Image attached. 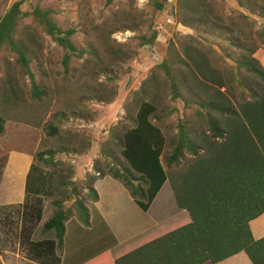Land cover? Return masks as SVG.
<instances>
[{
	"label": "trees",
	"instance_id": "16d2710c",
	"mask_svg": "<svg viewBox=\"0 0 264 264\" xmlns=\"http://www.w3.org/2000/svg\"><path fill=\"white\" fill-rule=\"evenodd\" d=\"M24 1L13 3L0 19V50L5 47L15 54V62L23 70L39 58L29 46L35 42L33 37L26 43L22 38L25 30L20 32L22 36L18 33ZM177 1L186 13L184 27L195 32L202 27L206 34L218 37L235 53L238 51V56L232 59L235 54L217 55L202 45L184 48L183 54L169 53V59H164L159 67L167 77L172 98L181 101L185 109H193L192 116L169 137L160 126L158 101L155 103L162 84L155 77L144 81L139 103L126 118L131 127L123 126L112 137L121 155L115 161L116 168L109 165L104 173L95 167L96 178L87 184L86 203H77L75 198V206L69 209H63L62 198L52 203L57 210L43 224V231L52 232L54 239H30L41 220L43 202L39 198L0 207L6 210L18 206L24 210L25 220L31 224L21 229L22 243L28 258L36 264L61 263L56 251L64 246L66 222L75 218L84 227L90 226L88 205L97 200L93 185L106 176L119 181L144 212L168 183L177 209L189 217L187 224L118 257L114 264H217L239 253H244L252 264H264V238L254 240L249 227L264 213V68L254 57L257 41L250 37L240 39L231 28L227 30L229 37L223 39L219 34L221 27L207 16L211 6L205 0ZM238 1L250 15L255 8L264 11V0H248L250 7ZM157 8L161 10L163 6ZM30 15L62 48L65 70L72 57L80 59L86 53L73 45L74 29L63 31L57 27L51 10L36 6ZM258 37L264 45V30ZM155 39L156 33H152L138 41L145 46L152 45ZM28 74L32 99H40L44 91ZM6 82L12 90V80L7 78ZM3 125L0 116V135ZM49 128L51 135L58 133L57 127ZM59 153L64 151H47L35 157L56 174L66 167L62 160L55 159ZM6 161V157L0 159V177ZM56 179L53 190L65 197L71 179L65 173Z\"/></svg>",
	"mask_w": 264,
	"mask_h": 264
},
{
	"label": "rangeland",
	"instance_id": "374dc122",
	"mask_svg": "<svg viewBox=\"0 0 264 264\" xmlns=\"http://www.w3.org/2000/svg\"><path fill=\"white\" fill-rule=\"evenodd\" d=\"M17 1L0 0V19ZM205 1L211 6L207 16L221 27L219 34L223 39L229 37L227 30L231 28L240 39H255L256 52L264 50L258 37L264 30V11L255 8L250 15L238 5V0ZM247 1L240 0L244 7H250ZM157 5L163 8L158 10ZM36 6L51 10L59 29H74L73 45L86 51L80 59L71 58L68 70L62 65V48L30 15L31 8ZM20 11L18 33L25 30L22 38L26 43L33 37L34 44L28 45L39 58L23 70L15 62V54L5 47L0 50V116L4 119L0 159L15 151L34 158L38 153L61 150L64 153L55 159L66 165L54 176L36 157L33 159L36 167L47 171L39 185L40 196L28 200H46L41 205V220L30 236L31 240L39 241L54 239L52 232L43 231V224L57 210L54 201L62 198L63 209L74 207L75 198L77 203L78 200L86 203L87 184L92 177L96 178L95 167L104 173L109 165L116 168L115 161L121 155L112 137L123 126L131 127L126 118L139 103L144 81L155 77L162 84L160 98L155 103L158 101L160 126L169 137L192 116L193 109H185L181 101L172 98L167 77L159 67L164 59H169V53L183 54L184 48L191 45L212 48L217 55L235 54L232 59L239 52L235 53L218 37L206 34L202 27L198 28L199 32L184 27L186 13L180 10L177 0H25ZM152 33H156L154 43L140 46L138 38ZM229 64L228 61L226 65ZM28 72L44 91L40 99H32ZM7 78L12 80V90ZM49 126L57 127L58 133L51 135ZM64 173L72 185L67 187L65 197H60L53 190V182ZM32 176L33 173L30 180ZM108 193L113 195L111 189ZM159 194L157 205L171 195L168 183ZM17 207L0 210V264H36L28 258L22 243L21 229L31 222L25 220L24 210ZM188 222L186 215L175 228Z\"/></svg>",
	"mask_w": 264,
	"mask_h": 264
},
{
	"label": "crops",
	"instance_id": "0c3cea01",
	"mask_svg": "<svg viewBox=\"0 0 264 264\" xmlns=\"http://www.w3.org/2000/svg\"><path fill=\"white\" fill-rule=\"evenodd\" d=\"M254 57L264 68V50H258ZM37 168L26 152L7 155L0 177V207L21 205L27 198L40 196L39 185L47 171ZM93 187L97 200L88 205L90 226L84 227L75 218L66 222L64 246L56 251L60 264H114L118 257L173 230L187 215L177 209L172 193L157 205L161 198L158 193L144 212L125 187L109 176L96 180ZM109 189L113 195L108 193ZM42 202H46L45 198ZM249 227L254 240L264 238V213L252 220ZM217 264L252 263L244 253H239Z\"/></svg>",
	"mask_w": 264,
	"mask_h": 264
}]
</instances>
